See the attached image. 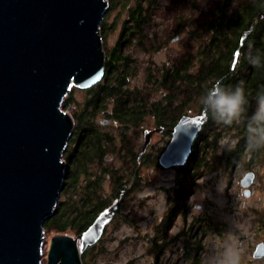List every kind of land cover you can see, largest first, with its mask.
<instances>
[{"label":"trees","instance_id":"obj_1","mask_svg":"<svg viewBox=\"0 0 264 264\" xmlns=\"http://www.w3.org/2000/svg\"><path fill=\"white\" fill-rule=\"evenodd\" d=\"M159 1L133 0L116 46L106 52L102 77L88 87L79 113L74 114L76 122L61 157L65 158V169L58 200L42 222L44 230L73 231L74 235L84 231L112 205V199L106 200L101 194L103 179L112 180L113 197L121 193L125 184L122 175H114L115 171L105 166L106 155L113 153L111 156L115 158L126 157L136 164L140 159L139 162L145 163L130 138L146 117L154 128L161 127L162 132L171 136L170 128L196 105L198 113L205 110L206 120L193 139L185 163L174 166L177 173L174 184L165 189L171 193L172 203L148 239V250L152 253L149 264H163L161 256L171 240L167 228L179 212L184 213L183 187L187 182L194 183L199 168L212 170L218 164L231 168L257 159L264 149V0L216 1L197 18L179 17L175 22L179 28L175 31L193 23L186 37L188 44L197 42L194 48L158 67L148 66L144 85H132L136 60L122 52L120 45L129 42L123 34L129 30L133 44L144 50L158 48L162 38L156 39V32L145 38L144 32L146 25L149 29L153 26L150 11L161 9ZM178 1L195 3V0ZM217 90L228 96L240 95L235 115H221L216 110ZM67 105V99L63 98L61 108L66 110ZM97 116L117 123V134L101 130ZM244 156L247 159L243 162ZM157 158L151 161L156 164ZM97 166L99 171L95 172L93 168ZM200 237L196 231L183 237L182 257L190 264L199 262ZM84 252L80 258L85 256Z\"/></svg>","mask_w":264,"mask_h":264},{"label":"water","instance_id":"obj_2","mask_svg":"<svg viewBox=\"0 0 264 264\" xmlns=\"http://www.w3.org/2000/svg\"><path fill=\"white\" fill-rule=\"evenodd\" d=\"M105 8V0H0V264H41L42 222L58 200L74 122L60 105L72 84L87 88L103 75L98 26ZM204 112L170 128L161 167L185 163ZM161 130L144 131L140 153ZM253 175L240 180L246 197ZM114 207L76 237L52 236L46 264H82ZM262 252L260 244L254 255Z\"/></svg>","mask_w":264,"mask_h":264},{"label":"rangeland","instance_id":"obj_3","mask_svg":"<svg viewBox=\"0 0 264 264\" xmlns=\"http://www.w3.org/2000/svg\"><path fill=\"white\" fill-rule=\"evenodd\" d=\"M105 1L106 8L100 23L103 24V28L100 26L101 30H99L104 56L116 46L117 38L122 33V24L128 19V12L133 3V0ZM216 1L218 0H195L192 4L187 1L179 4L178 0H160L161 9L153 8L150 11L154 21L153 26L149 29L146 25L144 32L145 38H150L153 32L157 34L156 39L162 38V44L155 50L148 51L135 46L133 34L126 30L123 35L127 36L129 42L120 47L122 46L124 55L128 54L132 56L130 59L136 60L131 84L143 86L148 66L158 67L170 62L173 57L193 49L197 42L189 41L188 44L186 37L190 24L193 23L188 22L180 31H175L179 28L175 22L179 17L187 15L197 18ZM120 65L123 67L122 64ZM87 91L88 87L81 88L72 84L64 96L69 104L68 112L74 121L73 128L76 122L74 114L79 113ZM196 107L192 105L187 114H198ZM95 118L102 127L101 130L113 135L117 134V123L110 120L107 122L102 116ZM154 127L151 119L148 120L146 117L137 133H132L130 138L131 142L135 143L138 155L144 156L145 163L139 162L140 159L136 164L126 157L124 160L117 156L115 158L111 156L113 153L106 155L108 160L105 166L113 169L114 175H122L125 184L121 190L123 193L113 197V182L105 178L107 175L104 176L101 194L106 200L112 199V204L117 201L115 204L117 206L112 216L106 220L99 240L85 250L83 254L85 256L80 259L82 264H149L151 262L152 253L150 249L148 250V239L172 203L169 199L171 193L165 189L174 184L177 176L175 167H161L157 158L167 145L170 135L162 131L153 132L146 149L140 153L144 131L155 129ZM227 135L229 138L230 134ZM155 158H157L156 164L151 161ZM62 159L65 163V158ZM244 159L247 157L244 156L243 162ZM245 162L227 169L220 164H216L217 166L212 170L199 168V175L194 178V183H185L181 195L185 210L184 213L179 212L167 228V237L171 240L166 244L161 256L163 264H190L182 257L180 247L183 237L195 231L201 236L199 262L196 264H264V252L260 256L254 255L260 244L263 245L264 250V149L257 159ZM98 169L99 166L93 168L95 172L99 171ZM248 170H253L255 175L248 188L250 194L246 197L240 180ZM59 234L76 237L73 231L59 233L54 229L44 230L39 249L41 250L39 263L46 264L47 248L51 238Z\"/></svg>","mask_w":264,"mask_h":264},{"label":"clouds","instance_id":"obj_4","mask_svg":"<svg viewBox=\"0 0 264 264\" xmlns=\"http://www.w3.org/2000/svg\"><path fill=\"white\" fill-rule=\"evenodd\" d=\"M241 97L239 94L235 96L225 95L217 90L214 107L221 115L233 116L239 111Z\"/></svg>","mask_w":264,"mask_h":264},{"label":"flooded vegetation","instance_id":"obj_5","mask_svg":"<svg viewBox=\"0 0 264 264\" xmlns=\"http://www.w3.org/2000/svg\"><path fill=\"white\" fill-rule=\"evenodd\" d=\"M218 2H219V3H223L224 0H218ZM260 15H261V14H259V16H260ZM243 36H245V33H243ZM116 43H117V42H116ZM121 45H122V44H121ZM123 45H124V44H123ZM123 45H122V46H123ZM122 46H121V47H122ZM249 171H252V172L254 173L253 170H248L247 172H249ZM247 172H245V174H246ZM254 175H255V173H254ZM254 175H253V176H254ZM249 187H250V186H249ZM249 187H247V189H248ZM242 188L244 189V187H242ZM243 189H242V190H243ZM122 190H123V189H122ZM244 190H245V189H244ZM248 190H249V189H248ZM249 191H250V190H249ZM121 193H123V191H122ZM119 194H120V193H119ZM119 194H117V195L120 196ZM249 194H250V192H249ZM117 200H118V198H117Z\"/></svg>","mask_w":264,"mask_h":264},{"label":"bare ground","instance_id":"obj_6","mask_svg":"<svg viewBox=\"0 0 264 264\" xmlns=\"http://www.w3.org/2000/svg\"><path fill=\"white\" fill-rule=\"evenodd\" d=\"M104 57H105V56H104ZM103 72H104V71H103ZM99 80H100V78H99ZM99 80H98V81H99ZM63 98H64V97H63ZM62 100H63V99H62ZM61 110H62V109H61ZM196 115H197V114H196ZM182 116H185V115H182ZM182 116H181V117H182ZM187 116H195V115H187ZM157 128H161V127H157ZM201 128H202V127H201ZM161 131H163V128H162ZM161 131H158V132H161ZM199 131H200V130H199ZM196 136H197V135H196ZM170 137H171V136H170ZM161 153H162V152H161ZM171 167H174V166H171ZM251 184H252V183H251ZM114 204H117V201H116ZM114 204H112V205H114ZM112 205H111V206H112ZM115 207H116V206H115ZM114 210H115V209H114ZM107 211H109V210H107ZM113 213H114V211H113ZM100 214H101V213H100ZM103 228H104V227H103ZM98 240H99V239H98ZM98 240H97V241H98ZM97 241H96V242H97ZM93 245H94V244H93ZM88 247H89V246H88ZM91 247H92V246H91ZM86 249H87V247H86Z\"/></svg>","mask_w":264,"mask_h":264}]
</instances>
